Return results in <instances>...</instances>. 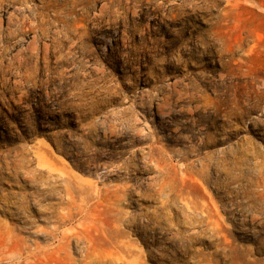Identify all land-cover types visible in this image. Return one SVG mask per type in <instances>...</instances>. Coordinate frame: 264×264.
Returning a JSON list of instances; mask_svg holds the SVG:
<instances>
[{"label":"rangeland","instance_id":"1","mask_svg":"<svg viewBox=\"0 0 264 264\" xmlns=\"http://www.w3.org/2000/svg\"><path fill=\"white\" fill-rule=\"evenodd\" d=\"M0 264H264V0H0Z\"/></svg>","mask_w":264,"mask_h":264},{"label":"bare ground","instance_id":"2","mask_svg":"<svg viewBox=\"0 0 264 264\" xmlns=\"http://www.w3.org/2000/svg\"><path fill=\"white\" fill-rule=\"evenodd\" d=\"M139 130V129H138ZM139 133H141L140 131H139ZM70 198H71V196H70ZM211 216V215H210ZM257 218V217H256ZM255 220V219H254ZM71 232V231H70ZM75 233H76V231H75ZM99 234H100V232H99ZM102 234V233H101ZM77 235V234H76ZM80 235H81V233H80ZM86 235V236H85ZM119 235V234H118ZM83 237H85V238H88V236H87V233H84L83 235H82ZM82 237V238H83ZM119 237V236H118ZM81 238V237H80ZM110 238V237H109ZM64 239H66L65 237H64ZM63 252H66V251H63ZM60 254V253H59Z\"/></svg>","mask_w":264,"mask_h":264}]
</instances>
